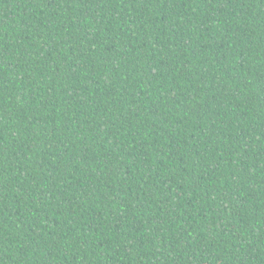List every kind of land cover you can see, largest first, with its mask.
Here are the masks:
<instances>
[{"label": "trees", "instance_id": "1", "mask_svg": "<svg viewBox=\"0 0 264 264\" xmlns=\"http://www.w3.org/2000/svg\"><path fill=\"white\" fill-rule=\"evenodd\" d=\"M0 264H264V0H0Z\"/></svg>", "mask_w": 264, "mask_h": 264}]
</instances>
